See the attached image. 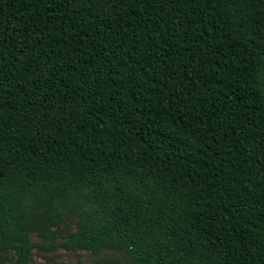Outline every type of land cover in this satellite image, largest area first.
<instances>
[{"label": "trees", "instance_id": "trees-1", "mask_svg": "<svg viewBox=\"0 0 264 264\" xmlns=\"http://www.w3.org/2000/svg\"><path fill=\"white\" fill-rule=\"evenodd\" d=\"M36 250L264 264V0H0V259Z\"/></svg>", "mask_w": 264, "mask_h": 264}, {"label": "rangeland", "instance_id": "rangeland-1", "mask_svg": "<svg viewBox=\"0 0 264 264\" xmlns=\"http://www.w3.org/2000/svg\"><path fill=\"white\" fill-rule=\"evenodd\" d=\"M74 231L75 225L71 224L68 227L67 232L72 233ZM33 240L38 241L36 237H34ZM104 259L107 260V262L109 259L118 261L121 257L117 254L93 255L85 252L68 253L64 250L47 254L36 250L34 264H108ZM0 264H10V262L2 261L0 259Z\"/></svg>", "mask_w": 264, "mask_h": 264}]
</instances>
